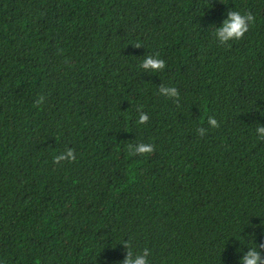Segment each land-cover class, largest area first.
I'll return each mask as SVG.
<instances>
[{"label":"trees","instance_id":"trees-1","mask_svg":"<svg viewBox=\"0 0 264 264\" xmlns=\"http://www.w3.org/2000/svg\"><path fill=\"white\" fill-rule=\"evenodd\" d=\"M228 11L253 20L218 42ZM259 124L264 0H0V264L264 255Z\"/></svg>","mask_w":264,"mask_h":264},{"label":"clouds","instance_id":"clouds-1","mask_svg":"<svg viewBox=\"0 0 264 264\" xmlns=\"http://www.w3.org/2000/svg\"><path fill=\"white\" fill-rule=\"evenodd\" d=\"M252 16L248 14L242 15L238 11H228L223 20L218 26L214 28V36L218 42L231 41L239 39L249 28L252 23ZM164 61L155 55L144 56L140 63V68L149 72H155L164 68ZM159 92L166 97H176L178 95L175 87L161 86ZM148 119L146 113L141 112L138 116V122L144 123ZM216 120L209 117L208 124L216 126ZM258 139H264V125H258L255 129ZM137 153L151 152V144H137L134 149ZM65 158L73 159L71 149L67 152L60 153L55 157L57 161L64 160ZM149 251L147 248L142 249L139 254L134 258L126 256L123 264H148L147 257ZM264 255L261 254L260 244L252 241L246 243L243 247L237 249V264H262Z\"/></svg>","mask_w":264,"mask_h":264}]
</instances>
